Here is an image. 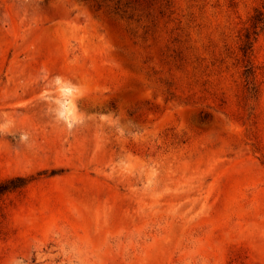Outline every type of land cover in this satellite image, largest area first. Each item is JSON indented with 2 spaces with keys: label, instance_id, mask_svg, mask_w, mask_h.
I'll list each match as a JSON object with an SVG mask.
<instances>
[{
  "label": "rangeland",
  "instance_id": "1",
  "mask_svg": "<svg viewBox=\"0 0 264 264\" xmlns=\"http://www.w3.org/2000/svg\"><path fill=\"white\" fill-rule=\"evenodd\" d=\"M256 11L0 0V264H264Z\"/></svg>",
  "mask_w": 264,
  "mask_h": 264
},
{
  "label": "trees",
  "instance_id": "2",
  "mask_svg": "<svg viewBox=\"0 0 264 264\" xmlns=\"http://www.w3.org/2000/svg\"><path fill=\"white\" fill-rule=\"evenodd\" d=\"M263 23H264V12L256 11L255 15L252 18L251 29L246 31V33L244 34V40H243V44L241 48L244 55L251 52L253 40L255 39V36L257 35V29L261 28V25H263ZM245 67H246L245 76L248 79L249 77L253 75L254 71H253V68L250 66V63H247ZM16 180L19 181V184L16 186L9 185L10 181L1 182L0 183V194H3L13 188L22 187L26 184V181L23 178H17Z\"/></svg>",
  "mask_w": 264,
  "mask_h": 264
}]
</instances>
